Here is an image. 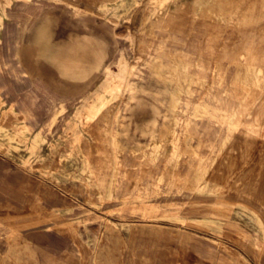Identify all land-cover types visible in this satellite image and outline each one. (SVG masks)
<instances>
[{"label":"rangeland","instance_id":"obj_1","mask_svg":"<svg viewBox=\"0 0 264 264\" xmlns=\"http://www.w3.org/2000/svg\"><path fill=\"white\" fill-rule=\"evenodd\" d=\"M243 1L0 0L1 48L29 4L99 17L123 45L47 129L0 90V264H264V0ZM17 36L10 86L35 75ZM147 97L161 111L135 140Z\"/></svg>","mask_w":264,"mask_h":264},{"label":"crops","instance_id":"obj_2","mask_svg":"<svg viewBox=\"0 0 264 264\" xmlns=\"http://www.w3.org/2000/svg\"><path fill=\"white\" fill-rule=\"evenodd\" d=\"M23 8L18 20L7 23L0 52L3 50L4 64H9L12 57L16 63L14 51L10 55L5 49L11 45V37L15 41L20 39L17 34L22 33L26 41L23 48L27 63L35 71L34 79L28 84L17 86L14 82L10 86L3 77L0 78V90L15 110L28 119L31 127L47 129L52 122L54 107L59 102L70 106L88 94L114 66L123 45L116 30L94 15L80 17L64 7L43 9L34 4ZM15 45L14 42L12 48ZM60 57L66 60L62 61ZM160 111L156 100L140 99L132 108L127 124L131 138H147L154 130Z\"/></svg>","mask_w":264,"mask_h":264},{"label":"bare ground","instance_id":"obj_3","mask_svg":"<svg viewBox=\"0 0 264 264\" xmlns=\"http://www.w3.org/2000/svg\"><path fill=\"white\" fill-rule=\"evenodd\" d=\"M198 1V0H197ZM239 1V0H238ZM241 1H243V0H241ZM255 1V0H254ZM189 2V1H188ZM244 2V1H243ZM256 2V1H255ZM262 2V1H261ZM250 3V2H249ZM115 4V3H114ZM172 4V3H171ZM193 4V3H192ZM213 4V3H212ZM231 4V3H230ZM238 4V3H237ZM248 5V4H247ZM109 6V5H108ZM111 6H113V5H111ZM190 6V5H189ZM199 6V5H198ZM229 6V5H228ZM228 6H227V8H228ZM250 6V5H249ZM248 6V7H249ZM172 7V6H171ZM200 7V6H199ZM223 7V6H222ZM226 7V6H225ZM224 7V8H225ZM230 7V6H229ZM240 7V6H239ZM263 7V6H262ZM188 8V7H187ZM205 8V7H204ZM252 8V7H251ZM257 8V7H256ZM180 9H182V8H180ZM240 9V8H239ZM200 10H201V8H200ZM257 10H258V8H257ZM260 10H262V9H260ZM181 11V10H180ZM235 11V10H234ZM248 11V10H247ZM193 12V11H192ZM226 12V11H225ZM237 12V11H236ZM264 12V11H263ZM213 13V12H212ZM253 13H255V12H253ZM199 15H200V13H198ZM261 14V13H260ZM226 15V14H225ZM255 15V14H254ZM258 15V14H257ZM223 16V15H222ZM260 17V16H259ZM219 18V17H218ZM246 18V17H245ZM248 18H250V17H248ZM247 18V20H249ZM129 19V18H128ZM216 19V18H215ZM228 19V18H227ZM260 19V18H259ZM225 20V19H224ZM224 20H222V21H224ZM225 22V21H224ZM247 22V21H246ZM252 22V21H251ZM263 22V21H262ZM248 23V22H247ZM244 24H246V23H244ZM257 26V25H256ZM261 29V28H260ZM228 32V31H227ZM70 36H71V34H70ZM69 36V37H70ZM73 36V35H72ZM75 38H77V37H75ZM75 40V39H74ZM77 41V40H76ZM68 43V42H67ZM72 44V43H71ZM67 45V44H66ZM222 46V45H221ZM70 53L72 52V51H69ZM75 53V52H74ZM77 53V52H76ZM81 54H83V53H81ZM76 55V54H75ZM82 56V55H81ZM58 57V56H57ZM62 57H64V56H62ZM67 57V56H66ZM77 57H78V55H77ZM79 57H80V54H79ZM69 58V57H68ZM59 59V58H58ZM60 59H61V57H60ZM63 59V58H62ZM61 59V60H62ZM64 60H66V59H64ZM64 60H62V61H64ZM68 60V59H67ZM69 60H72V58L71 59H69ZM77 60V59H76ZM67 62V61H66ZM220 63V62H219ZM222 63V62H221ZM70 64H71V62H70ZM73 65V64H72ZM71 65V66H72ZM176 70V69H175ZM179 71V70H178ZM181 76V75H180ZM123 75H119V76H117V77H115V78H113L109 83H108V86H107V88H108V91L107 92H111V91H119L120 89H121V87H122V84H123ZM233 82V81H232ZM195 83V82H194ZM235 83V82H234ZM234 86V85H233ZM245 87V86H244ZM235 88V87H234ZM111 89V90H110ZM238 89V88H237ZM248 89V88H247ZM189 91V90H188ZM249 92V91H248ZM259 95V94H258ZM252 99V98H251ZM250 99V100H251ZM254 99V98H253ZM244 103V102H243ZM254 103V102H253ZM111 107V106H110ZM247 108H248V106H247ZM250 108V107H249ZM93 108H91L90 109V107L89 106H84V110L82 111V113H84V111H90V110H92ZM110 109V108H109ZM105 110V109H104ZM246 110V109H245ZM241 111V110H240ZM243 111V110H242ZM241 111V112H242ZM109 112V111H108ZM107 112V114H109ZM86 113V112H85ZM237 115H238V113H237ZM106 121V120H105ZM84 128V127H83ZM87 129H88V127H87ZM83 131V130H82ZM85 133V132H84ZM117 135V134H116ZM6 136V135H5ZM4 138V137H3ZM7 139V138H6ZM90 139V138H89ZM246 140V139H245ZM61 141V140H60ZM236 141V140H235ZM239 143V142H238ZM30 144V143H29ZM56 144V143H55ZM22 146V145H21ZM44 146V145H43ZM92 146V145H91ZM236 146V145H235ZM48 150V149H47ZM13 151V150H12ZM239 152V151H238ZM6 154V153H5ZM146 155V154H145ZM17 158V157H16ZM75 158V157H74ZM218 158V157H217ZM18 160V159H17ZM21 163V162H20ZM45 164V163H44ZM49 164V163H48ZM74 164V163H73ZM252 166V165H251ZM42 167V166H41ZM254 167V166H253ZM78 169H79V166L77 167ZM229 168V167H228ZM249 168V167H248ZM256 168V167H255ZM62 170V169H61ZM229 170V169H228ZM37 172V171H36ZM61 172V171H60ZM246 172V171H245ZM80 173V172H79ZM54 174V173H53ZM81 174V173H80ZM57 175V174H56ZM32 180H33V178H32ZM61 180V179H60ZM63 180H65V179H63ZM67 180V179H66ZM72 181V180H71ZM87 193V192H86ZM37 233V232H36ZM44 233V232H43ZM48 233V232H47ZM30 234V233H29ZM30 235H32V234H30ZM107 235V234H106ZM112 236H113V233H112ZM17 237V236H16ZM44 237V236H43ZM18 238V237H17ZM16 238V239H17ZM47 239V238H46ZM142 239H143V237H142ZM26 241H28V240H26ZM231 241V240H230ZM45 242V241H44ZM158 242V241H157ZM121 243V242H120ZM40 244V243H39ZM51 246V245H50ZM133 247V246H132ZM173 247V246H172ZM228 249V248H227ZM51 250V249H50ZM116 249H114V251H115ZM140 250V249H139ZM156 250V249H155ZM45 251V250H44ZM142 251V250H141ZM144 251H146V250H144ZM52 252H53V250H52ZM116 252V251H115ZM47 253H49V252H47ZM51 254V253H50ZM53 255V254H52ZM239 255V254H238ZM114 256V255H113ZM56 257V256H55ZM46 258V257H45ZM116 258V257H115ZM117 258H118V255H117ZM15 259V258H14ZM155 259V258H154ZM102 260V259H101ZM53 262V261H52ZM61 262H62V260H61ZM97 262H98V260H97ZM258 263V262H257ZM65 264V263H64Z\"/></svg>","mask_w":264,"mask_h":264}]
</instances>
